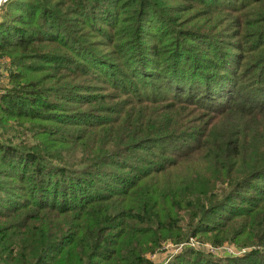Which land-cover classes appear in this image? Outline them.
Returning a JSON list of instances; mask_svg holds the SVG:
<instances>
[{
	"label": "trees",
	"instance_id": "trees-1",
	"mask_svg": "<svg viewBox=\"0 0 264 264\" xmlns=\"http://www.w3.org/2000/svg\"><path fill=\"white\" fill-rule=\"evenodd\" d=\"M0 63V264H264V0H7Z\"/></svg>",
	"mask_w": 264,
	"mask_h": 264
},
{
	"label": "rangeland",
	"instance_id": "rangeland-1",
	"mask_svg": "<svg viewBox=\"0 0 264 264\" xmlns=\"http://www.w3.org/2000/svg\"><path fill=\"white\" fill-rule=\"evenodd\" d=\"M8 74L6 71V66L3 63H0V85H8ZM190 243H198L199 245H195V247H199L201 249H206L208 248V244L205 243H200L199 241H196L193 239L190 240ZM194 244H188L186 242H181V243H173L170 240H167L161 244L159 248H155L153 251H147L146 257L149 259V261L152 262V264H163L171 260L174 256V254L181 250L182 247L184 246H191ZM222 249V248H221ZM223 249H227L226 247ZM137 256V250L134 252V257Z\"/></svg>",
	"mask_w": 264,
	"mask_h": 264
},
{
	"label": "built area",
	"instance_id": "built-area-1",
	"mask_svg": "<svg viewBox=\"0 0 264 264\" xmlns=\"http://www.w3.org/2000/svg\"><path fill=\"white\" fill-rule=\"evenodd\" d=\"M192 241H193V239H191ZM189 244H194V243H189ZM195 245H198V243H196ZM227 248V249H224V252H227V253H233L234 251H233V249L231 248V247H229V246H223V247H221L222 248V250H223V248ZM221 248H218V249H212L213 251H218V250H220Z\"/></svg>",
	"mask_w": 264,
	"mask_h": 264
},
{
	"label": "water",
	"instance_id": "water-1",
	"mask_svg": "<svg viewBox=\"0 0 264 264\" xmlns=\"http://www.w3.org/2000/svg\"><path fill=\"white\" fill-rule=\"evenodd\" d=\"M7 0H0V8Z\"/></svg>",
	"mask_w": 264,
	"mask_h": 264
}]
</instances>
